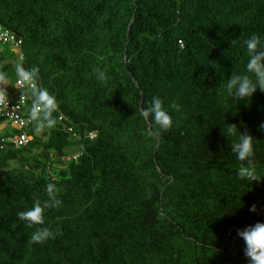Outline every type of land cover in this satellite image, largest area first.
I'll return each instance as SVG.
<instances>
[{"label": "trees", "instance_id": "1", "mask_svg": "<svg viewBox=\"0 0 264 264\" xmlns=\"http://www.w3.org/2000/svg\"><path fill=\"white\" fill-rule=\"evenodd\" d=\"M0 28L22 42L21 60L0 50L8 87L37 69L58 105L37 131L23 89L30 124L0 133V264H248L237 232L264 222V178H238L223 134L247 130L264 174V93L238 103L226 84L246 74L242 41L264 40V0H0ZM153 97L167 131L141 115ZM50 183L61 205L28 227ZM39 228L59 234L33 242Z\"/></svg>", "mask_w": 264, "mask_h": 264}, {"label": "clouds", "instance_id": "2", "mask_svg": "<svg viewBox=\"0 0 264 264\" xmlns=\"http://www.w3.org/2000/svg\"><path fill=\"white\" fill-rule=\"evenodd\" d=\"M242 46L247 49L246 74H234L228 79L226 84L228 94L236 99L238 103L241 101L246 102L248 98H252L257 89L264 93V40L259 36L253 35L249 39L242 41ZM37 71V69L25 70L23 67L18 66L16 68V76L21 86L30 89L34 96L31 120L36 122V130L40 131L46 127L51 128L54 126L56 121L52 117V113L57 110L58 105L55 97L50 95L46 89L37 88ZM96 75L101 82L107 79L103 71H97ZM0 82L3 84L9 83L7 73L0 72ZM7 105L6 91L0 89V108H7ZM141 115L146 120H154L162 131H167L172 127V118L164 110L163 101L158 97L152 98L149 106L141 112ZM260 128L264 130V124H261ZM223 135L237 138L231 144V152L241 162L237 171L238 178L248 184L253 181L260 182L264 178V174L257 172L254 161L253 137L248 134L247 130L241 133L235 124H227ZM58 191L59 189L54 184H48V202L43 205L37 202L30 210L21 212L19 218L26 221L28 227L43 225L45 223V209L61 205V201L57 198ZM249 210L255 212L256 206L253 205ZM58 234L48 228H39L32 235V240L40 243L52 239ZM237 235L244 242L243 251L248 259V264H264V222H257L254 225L238 230Z\"/></svg>", "mask_w": 264, "mask_h": 264}, {"label": "built area", "instance_id": "3", "mask_svg": "<svg viewBox=\"0 0 264 264\" xmlns=\"http://www.w3.org/2000/svg\"><path fill=\"white\" fill-rule=\"evenodd\" d=\"M0 44L4 46H9L12 51L19 55V59L22 57L20 53V48L22 45L21 40H17L16 36L0 28ZM3 83L0 82V89L2 88ZM26 87L21 86L19 80L17 82L16 92L13 94H9L6 92L8 105L7 108H0V119L6 121L11 128L22 131L25 130L27 125L30 124L31 120L24 117L23 107L26 104V96L20 95L19 92ZM4 90V89H3ZM15 95V96H14ZM15 100H17L15 102ZM30 141V137H28L25 133L21 134L19 137L13 140V144L16 148L20 146H26Z\"/></svg>", "mask_w": 264, "mask_h": 264}, {"label": "crops", "instance_id": "4", "mask_svg": "<svg viewBox=\"0 0 264 264\" xmlns=\"http://www.w3.org/2000/svg\"><path fill=\"white\" fill-rule=\"evenodd\" d=\"M2 88H3L6 92H8L9 94H12V93H13V91L11 90V88L8 87L7 84H3V85H2ZM7 90H8V91H7ZM4 123H7V122L4 121ZM7 124H8V123H7ZM8 125H9V124H8ZM9 128H10V126H9ZM5 129H6V128H2V127L0 126V133L3 132Z\"/></svg>", "mask_w": 264, "mask_h": 264}, {"label": "rangeland", "instance_id": "5", "mask_svg": "<svg viewBox=\"0 0 264 264\" xmlns=\"http://www.w3.org/2000/svg\"><path fill=\"white\" fill-rule=\"evenodd\" d=\"M4 49H7V50H9L10 48H9V46H0V50H4ZM8 91V90H7ZM0 126L2 127V128H6V129H9V126L10 125H8L7 123H4V121H1L0 120Z\"/></svg>", "mask_w": 264, "mask_h": 264}]
</instances>
